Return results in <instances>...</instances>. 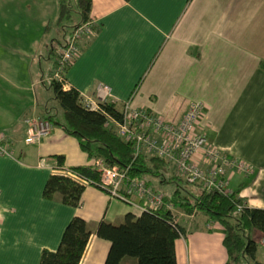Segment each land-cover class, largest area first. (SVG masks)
Instances as JSON below:
<instances>
[{
	"label": "crops",
	"instance_id": "0c3cea01",
	"mask_svg": "<svg viewBox=\"0 0 264 264\" xmlns=\"http://www.w3.org/2000/svg\"><path fill=\"white\" fill-rule=\"evenodd\" d=\"M60 2L0 0L5 25L19 27L40 17L31 43L23 34L25 40L0 34V133L13 153L0 155V264H39L43 250L59 247L74 216L84 218L92 232L80 264H104L110 242L98 237V224L144 212L93 185H86L78 207L66 205L59 194L44 196L52 174L93 163L59 125L39 142H26L31 121L60 115L51 86L56 48L83 21L81 16L50 41L46 34L60 15ZM88 17L96 28L80 39L64 89L95 97L105 84L119 110L129 103L169 122L180 121L192 102H203L197 130L212 146L252 165L251 175L232 177L231 189L242 188L247 206L264 208V0H92ZM57 155L64 156V169ZM153 177L151 185L162 192ZM170 210L186 229L176 241L178 264H225L220 223L200 212ZM263 235L253 232L257 260L264 263Z\"/></svg>",
	"mask_w": 264,
	"mask_h": 264
},
{
	"label": "trees",
	"instance_id": "16d2710c",
	"mask_svg": "<svg viewBox=\"0 0 264 264\" xmlns=\"http://www.w3.org/2000/svg\"><path fill=\"white\" fill-rule=\"evenodd\" d=\"M78 5L84 22L89 19L92 0H78ZM69 12L65 0H61L59 24L69 17ZM51 86L62 111L60 115H47L46 120L76 137L90 160L102 159L107 166L128 168L132 176L146 179L149 185L151 181L148 178L151 176L162 175V180L166 181L169 178L165 180V177L170 175L172 179L184 181L177 174H172L175 168L165 159L155 155H136L134 144L120 138L114 128L106 124L102 113L85 107L79 90L74 87L65 90L64 85L55 80L51 81ZM105 108L115 117H121L113 102L107 103ZM56 158L58 166L62 167L64 156L57 155ZM70 169L88 181H98L101 177L93 164ZM195 186L197 191L177 187L173 193L166 195L167 202L188 214L203 213L223 226V244L227 252L225 264H264L257 260L258 244L253 238L255 229L264 234V208L247 206L239 195L242 188L225 194ZM85 187L84 183L69 175L52 174L46 182L44 196L54 199L59 194L66 205L78 207ZM238 205H243L240 212ZM91 234L87 221L74 216L64 230L59 247L54 251L43 250L39 264H80ZM96 234L110 242L104 264H123L130 258L135 259L137 264H178L176 241L186 235V229L163 205L155 210H146L139 216L128 213L117 224L102 220Z\"/></svg>",
	"mask_w": 264,
	"mask_h": 264
},
{
	"label": "built area",
	"instance_id": "2783aa9c",
	"mask_svg": "<svg viewBox=\"0 0 264 264\" xmlns=\"http://www.w3.org/2000/svg\"><path fill=\"white\" fill-rule=\"evenodd\" d=\"M95 28L96 22L92 19L77 24L70 37L56 48L57 60L52 80L66 84V69L79 54L80 39L92 35ZM111 97V88L100 84L95 97L82 95V101L86 108L102 113L106 124L112 126L120 138L132 142L136 155H155L165 159L185 182L200 185L206 190L231 194L230 181L234 175H251L254 172L251 164L212 146L207 134L197 130V123L205 111L203 102H192L180 121L169 122L160 115L134 108L129 103H125L120 110L121 117L117 118L105 108L107 103L112 102ZM29 124L26 137L29 144L42 140L53 127L46 119ZM12 154L6 145V136L0 133V155ZM92 164L101 174L98 181L85 180L71 169L58 167L64 169L65 175L85 185L96 186L125 203L140 206L144 211L166 205L165 193L155 190L146 179L132 176L128 168L107 166L102 159L94 160ZM166 206L173 209L172 203ZM237 209L238 212L242 211L243 205H238ZM259 244L264 248V235L260 237Z\"/></svg>",
	"mask_w": 264,
	"mask_h": 264
},
{
	"label": "rangeland",
	"instance_id": "374dc122",
	"mask_svg": "<svg viewBox=\"0 0 264 264\" xmlns=\"http://www.w3.org/2000/svg\"><path fill=\"white\" fill-rule=\"evenodd\" d=\"M66 4L68 5V8L70 10L69 12V17L67 16L66 18H64V20L62 21V24H59L58 22V17H59V13L57 12V15L51 19V24H50V29L47 31L46 37L48 39H56V37L58 36V34H62L64 31H66L67 29L71 28V26L79 20V18L81 17V10L79 8L78 5V0H65ZM35 9V6L33 7V10ZM36 11V10H35ZM3 12V10H2ZM1 13V10H0ZM32 14V13H31ZM38 14V13H37ZM32 19H36L35 21L37 22H33L34 20ZM40 21V17L35 16V18H31V21L27 20L25 22L24 25L21 26H9V25H5V18L2 16H0V34L3 36L4 34H16V35H20L22 37V34L25 35L27 37V39L29 40V42H32V38H30L33 33L35 32V28L38 24V22ZM13 27V28H12ZM59 29V32L57 31ZM20 33V34H19ZM23 40H25V37H22ZM29 43V44H30ZM59 111L61 114V106H59ZM174 169V168H173ZM175 172V173H174ZM172 174H176V170H172ZM169 175V174H168ZM170 176V175H169ZM169 178L168 181L165 182H161L162 181V175L158 176V177H153L154 178V186L161 190L163 193H171L172 191H174L177 187H181L184 189H190L193 191H197V187L195 185H191V184H186L184 183V181H180L177 179H172ZM172 177V176H171ZM233 185H230V188ZM259 253L264 256V248H259Z\"/></svg>",
	"mask_w": 264,
	"mask_h": 264
}]
</instances>
